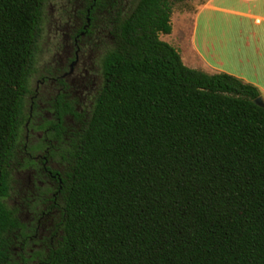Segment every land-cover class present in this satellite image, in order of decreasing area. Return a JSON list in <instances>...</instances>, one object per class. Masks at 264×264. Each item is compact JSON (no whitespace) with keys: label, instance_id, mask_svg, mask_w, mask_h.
Masks as SVG:
<instances>
[{"label":"trees","instance_id":"obj_1","mask_svg":"<svg viewBox=\"0 0 264 264\" xmlns=\"http://www.w3.org/2000/svg\"><path fill=\"white\" fill-rule=\"evenodd\" d=\"M181 1L138 0L105 55L49 264H264L260 91L187 66L160 38ZM45 5L0 0V264L18 221L5 197Z\"/></svg>","mask_w":264,"mask_h":264},{"label":"flooded vegetation","instance_id":"obj_2","mask_svg":"<svg viewBox=\"0 0 264 264\" xmlns=\"http://www.w3.org/2000/svg\"><path fill=\"white\" fill-rule=\"evenodd\" d=\"M138 0H46L43 59L30 79L13 181L17 224L1 264H49L63 240L71 150L103 84V59ZM34 84L31 85V81Z\"/></svg>","mask_w":264,"mask_h":264},{"label":"crops","instance_id":"obj_3","mask_svg":"<svg viewBox=\"0 0 264 264\" xmlns=\"http://www.w3.org/2000/svg\"><path fill=\"white\" fill-rule=\"evenodd\" d=\"M175 22L171 33L189 24L188 46L175 47L187 66L233 74L264 99V0H192L190 10L176 11Z\"/></svg>","mask_w":264,"mask_h":264},{"label":"rangeland","instance_id":"obj_4","mask_svg":"<svg viewBox=\"0 0 264 264\" xmlns=\"http://www.w3.org/2000/svg\"><path fill=\"white\" fill-rule=\"evenodd\" d=\"M191 8H192V0L174 2L173 3L171 15H172L173 12H174V14H173V18L171 20L174 23V26L176 25L175 24L176 23L175 22V20H176V11L183 10V9L184 10H190ZM188 21H187V23L190 24V21L189 22ZM189 24H188V26L186 27V29L183 32H181V31L177 32L176 28H174L172 33L171 32L169 34L160 33L159 36H160V38L162 40L168 42L169 44H171L172 46H174L176 48H179V50L182 52V50L184 48H186L185 46H188ZM42 48H43V40L40 43L39 50H38V53H37V63L38 64H40V62H42V59H43L44 51H43ZM33 84H34V80L31 81V85H33Z\"/></svg>","mask_w":264,"mask_h":264},{"label":"water","instance_id":"obj_5","mask_svg":"<svg viewBox=\"0 0 264 264\" xmlns=\"http://www.w3.org/2000/svg\"><path fill=\"white\" fill-rule=\"evenodd\" d=\"M254 102L257 104V105H260V106H264V99L261 95H259L258 97H256L254 99Z\"/></svg>","mask_w":264,"mask_h":264}]
</instances>
